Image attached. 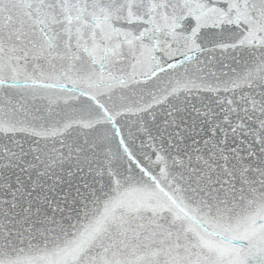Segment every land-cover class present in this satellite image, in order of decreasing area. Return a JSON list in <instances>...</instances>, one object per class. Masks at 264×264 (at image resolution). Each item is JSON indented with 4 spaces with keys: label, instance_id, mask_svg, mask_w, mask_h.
<instances>
[{
    "label": "snow or ice",
    "instance_id": "snow-or-ice-1",
    "mask_svg": "<svg viewBox=\"0 0 264 264\" xmlns=\"http://www.w3.org/2000/svg\"><path fill=\"white\" fill-rule=\"evenodd\" d=\"M0 264H264V0H0Z\"/></svg>",
    "mask_w": 264,
    "mask_h": 264
}]
</instances>
